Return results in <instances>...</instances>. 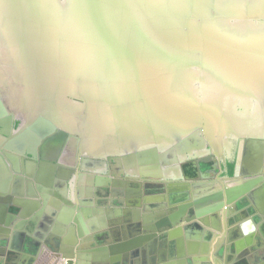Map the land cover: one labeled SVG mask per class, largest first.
Wrapping results in <instances>:
<instances>
[{
	"label": "water",
	"instance_id": "water-1",
	"mask_svg": "<svg viewBox=\"0 0 264 264\" xmlns=\"http://www.w3.org/2000/svg\"><path fill=\"white\" fill-rule=\"evenodd\" d=\"M0 70L36 95V132L71 138L88 173L78 215L75 206L37 219L36 240L21 237L24 264L60 246L68 264L99 262L100 251L103 264L146 252L159 264L166 250L165 264H207L204 223L264 202V0H0ZM212 154H237L235 177L198 197L211 183L193 185L204 169L188 162ZM105 159L118 166L98 178L104 189L94 195L93 174L103 170L94 167ZM55 170L41 169L46 182ZM166 185L140 199L144 187ZM192 185V201L173 194ZM166 201L185 203L166 216ZM183 232L205 234V254L191 242L187 251ZM3 241L0 264H8Z\"/></svg>",
	"mask_w": 264,
	"mask_h": 264
},
{
	"label": "flooded vegetation",
	"instance_id": "flooded-vegetation-1",
	"mask_svg": "<svg viewBox=\"0 0 264 264\" xmlns=\"http://www.w3.org/2000/svg\"><path fill=\"white\" fill-rule=\"evenodd\" d=\"M8 81L11 84H5ZM21 87L22 85L14 77L9 79L0 70V235L4 239L2 249L5 248L10 254L8 264H12L15 260H19L18 264H24V247H21L20 239L21 237H23V240L27 237H32L36 240L37 219H58L60 216H66V211H73L75 206L77 207V210L75 209L76 215L80 206L82 204L85 205L89 199L88 187L85 184L88 180L86 176L88 173L83 170L82 166L84 155L80 150L73 149L71 138L56 140L53 136H41L36 132V95L23 94L22 90H20ZM198 160L200 159L193 158L188 162L190 167H193L198 173L201 172V169H204L203 177L196 176L193 179V185L211 183L209 190H206L207 187L198 188V197L221 190L224 188V184L227 185L229 183L227 181L228 177H235L234 171L232 175L229 174V169L230 164L235 165L237 154L231 157L228 155L217 157L212 154L204 156L202 163ZM97 162L106 163V165L102 168L94 167V169H103L97 170L93 174L95 177L94 190H96L93 192L94 195H100V192L104 189L98 178L109 175L110 170L118 166V161L116 160H112L110 163L106 159L103 162L102 160ZM41 169H56L47 175L49 182L44 180V173ZM127 177L129 176L123 175L124 179ZM84 180L85 182H83ZM143 180L150 181L149 178H143ZM182 181L181 178L179 183ZM193 185L186 192L173 194H185V199L192 201L196 190ZM263 187L264 183L263 185L261 184L260 188ZM39 188L43 190L41 191ZM110 188H112V185H110ZM168 189V185L151 188L144 187L140 199L144 202V198L149 193H167ZM183 203L185 202L182 201L170 206L166 201L162 211L167 212L166 216L176 214ZM48 207L54 212H46ZM116 210V208H113L114 212ZM122 210L124 211V209ZM244 210L242 208L239 213H236L233 209L232 212H221L214 216V224L211 223L213 218L210 219L209 227L204 223L203 226L207 230L212 226L209 230L211 234L210 242L225 230L235 231L234 237H237L239 235L240 220H244V217L247 218L249 214L253 215L255 207L249 209V212ZM257 210L261 213L258 208ZM40 211H43L42 213L44 214L41 217H39ZM262 219L264 220V214ZM143 220L146 221L145 218ZM263 220L260 222L262 229L264 228ZM195 233L183 232L187 251L192 248L188 243H192L193 236H199ZM118 245L120 243L114 239L106 247ZM62 249V246H60L57 249L58 253L57 251L45 250L37 262L34 261L32 264H68V261L63 259ZM217 250L220 253L218 252L215 256L207 253V264H264V249L259 251L261 254L256 253L252 257L248 253L240 252V249L231 252L232 248H230L228 251L225 245ZM166 251H163L161 259L164 258V260L160 261L159 264L166 263L165 258L168 255ZM191 251L197 255L205 254L201 250L198 253L194 250V247ZM146 253L147 258L145 259L144 256L140 255L139 258H135L137 260L135 264H150V256ZM93 255L97 258L98 252H94ZM226 256L228 259H226ZM236 258L238 261L244 259L245 262L244 260L240 261V263L232 262ZM29 259L31 260V258ZM81 261L82 264H89L86 260ZM173 262L174 264H181ZM4 264H7V262L5 261ZM92 264L103 263L92 262Z\"/></svg>",
	"mask_w": 264,
	"mask_h": 264
},
{
	"label": "crops",
	"instance_id": "crops-1",
	"mask_svg": "<svg viewBox=\"0 0 264 264\" xmlns=\"http://www.w3.org/2000/svg\"><path fill=\"white\" fill-rule=\"evenodd\" d=\"M261 200L257 201V203L252 202L251 205L247 209H245L247 212H249V209L255 207V213H253V215L249 214L247 218L244 217V220H240L241 221L240 229H238L239 235L237 237H234L235 231L231 232L229 230H225L224 232H221V234H219V236L216 237V239L212 240L211 242L208 241L210 255L215 256L218 252L220 253V251L217 249H220V247H222L223 245H225L228 251L230 248L235 247L236 245V248H239L240 252L248 253V255H250L251 257L256 253L261 254V252L259 251L261 249H264V228L262 229L261 228L262 226L260 224V222L263 220L262 216L264 214V202ZM257 208L261 211V213L257 210ZM211 223L214 224V217ZM131 238L132 237H129V235L126 237L122 236L121 241L119 243L120 244L125 243L126 242L125 240H131ZM191 241L194 244V250H196L197 252H200V250L202 251L204 246L207 245V242H205V237H202L201 235L197 237L193 236V239ZM103 253L105 252L100 251L98 253L97 258L99 259L100 263L105 260ZM107 253L109 254V251ZM116 257L117 255L114 256V258ZM226 259H228L227 256H226ZM243 260L244 259L238 261L236 258L232 262L240 263V261H243ZM136 261L131 264H135Z\"/></svg>",
	"mask_w": 264,
	"mask_h": 264
},
{
	"label": "trees",
	"instance_id": "trees-1",
	"mask_svg": "<svg viewBox=\"0 0 264 264\" xmlns=\"http://www.w3.org/2000/svg\"><path fill=\"white\" fill-rule=\"evenodd\" d=\"M234 165L233 164H230V169H229V171H230V175H232L233 174V171H234Z\"/></svg>",
	"mask_w": 264,
	"mask_h": 264
},
{
	"label": "bare ground",
	"instance_id": "bare-ground-1",
	"mask_svg": "<svg viewBox=\"0 0 264 264\" xmlns=\"http://www.w3.org/2000/svg\"><path fill=\"white\" fill-rule=\"evenodd\" d=\"M250 107H251L250 105L245 106V108H246L247 110H249Z\"/></svg>",
	"mask_w": 264,
	"mask_h": 264
}]
</instances>
